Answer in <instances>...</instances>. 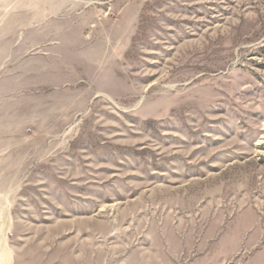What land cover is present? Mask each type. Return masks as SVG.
Masks as SVG:
<instances>
[{"label": "rangeland", "instance_id": "1", "mask_svg": "<svg viewBox=\"0 0 264 264\" xmlns=\"http://www.w3.org/2000/svg\"><path fill=\"white\" fill-rule=\"evenodd\" d=\"M0 264H264V0H0Z\"/></svg>", "mask_w": 264, "mask_h": 264}]
</instances>
